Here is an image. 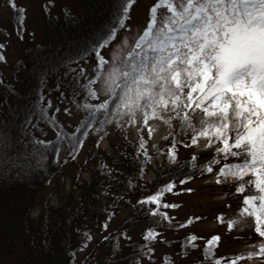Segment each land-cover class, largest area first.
<instances>
[{
    "label": "trees",
    "instance_id": "obj_1",
    "mask_svg": "<svg viewBox=\"0 0 264 264\" xmlns=\"http://www.w3.org/2000/svg\"><path fill=\"white\" fill-rule=\"evenodd\" d=\"M78 1L84 9L80 18L58 23L51 17V41L29 47L25 57L14 65L11 81L0 75V264H88V258L80 260L79 256L98 233L104 235L99 247L106 257L105 264L157 262L155 242L175 247L183 257L194 256L186 264H212L205 259V245L213 235L208 239L195 233L175 240L158 238L162 231L185 229L200 220H178L169 213L172 207L162 205L172 204L170 197L187 192L189 188H182L188 184L216 178L224 164L237 161L220 158L212 172L202 171L214 157L219 158L215 147L222 145L214 143L201 151H195L197 144L186 147L190 136L180 131L176 120L170 123L156 153L152 131L148 134L149 125L134 126L125 120L119 125L109 123L110 117L106 119L103 112L95 118L89 115L83 105L98 103V99H90L83 85L89 78L96 79L97 68L89 72L85 65L99 63L97 51L102 55L127 26L139 0L131 8L124 27L118 23L120 0ZM6 4L13 7L12 0H6ZM18 9L13 7L14 24L21 32L23 19ZM113 30L115 34L110 37ZM101 44L104 46L99 47ZM53 101L66 110L84 114L74 131L58 120L52 111ZM195 115L193 123L199 126V113ZM50 136L55 137L47 140ZM141 140L145 142L143 149L139 147ZM34 141H44L48 147ZM77 142L80 146L74 148ZM173 144L175 163L169 158ZM159 156L162 161L154 169V178L146 183L153 160ZM194 156L196 160L192 159ZM170 182L175 187L163 192L158 203H141ZM221 187L230 196L227 206L237 207L235 215L239 216L242 197L235 192L234 183ZM125 211H129L128 216L113 229L115 219ZM152 211L167 213L170 220L153 216ZM220 217L225 216L221 214L218 220ZM150 229L158 235L155 240L146 241L144 235ZM191 235L199 238L193 242L196 247L185 245ZM215 235L221 240L213 260L219 258L221 264H230L226 257H246L253 251L222 254L218 248L228 239ZM236 239L257 242L249 227ZM172 258L165 256L162 264L173 263ZM247 260L260 258H244L237 264Z\"/></svg>",
    "mask_w": 264,
    "mask_h": 264
},
{
    "label": "snow or ice",
    "instance_id": "obj_2",
    "mask_svg": "<svg viewBox=\"0 0 264 264\" xmlns=\"http://www.w3.org/2000/svg\"><path fill=\"white\" fill-rule=\"evenodd\" d=\"M135 2L120 0L121 27ZM18 13L22 21L24 9ZM114 34L115 30L109 35ZM96 54L97 77L89 78L83 88L90 99H99L94 85L101 80L103 70L107 98L101 103H86L84 109L93 118L103 112L106 119L110 117L109 123L118 125L121 120L134 126H147L153 119L165 123L176 120L180 131L190 136L186 147L197 144L199 138L208 141L205 147L222 145L215 147L219 158L214 157L202 171L212 172L220 158L237 161L224 164L215 182L222 183L221 177L233 182L235 192L242 197L239 216L226 221L229 231L243 223L257 236V243L251 245L253 251L246 257L241 254L224 259L237 264L244 258H260L264 264V0H156L144 30L126 55L116 58L118 63L108 67L110 61L99 51ZM4 59L0 55V60ZM197 112L199 126L193 123ZM151 131L149 128V135ZM34 143L48 147L44 141ZM144 143L140 141L141 149ZM79 146L77 142L74 148ZM174 149L175 144L169 149L173 163ZM174 187L170 182L141 203L156 204L163 192ZM162 207L178 205L165 203ZM150 214L170 220L167 213ZM157 235L150 229L144 239L152 241ZM85 236L91 239L89 234ZM198 239L191 235L185 245L196 247L193 242ZM220 240L219 235H213L206 241L205 259L212 264H221V259L213 260Z\"/></svg>",
    "mask_w": 264,
    "mask_h": 264
},
{
    "label": "rangeland",
    "instance_id": "obj_3",
    "mask_svg": "<svg viewBox=\"0 0 264 264\" xmlns=\"http://www.w3.org/2000/svg\"><path fill=\"white\" fill-rule=\"evenodd\" d=\"M156 0H139L134 6L132 17L122 32L112 41L102 55L106 60L110 61L108 67L118 63L117 57H124L132 48L138 36L144 30L150 7ZM12 3L20 9H24L23 27L20 32L14 24L15 12L11 5L6 4V0H0V55L4 56V60H0V75L7 81H11L13 76V67L22 58L25 57L26 50L35 44H47L53 38V31L49 25V19L52 17L58 23H64L80 18L84 13V9L78 0H12ZM98 67L97 62L86 64L85 68L92 72ZM104 72L100 73L101 80L94 86L98 92V103L103 102L105 96V85L102 82ZM52 111L70 131H74L84 114L80 112L66 110L58 101L52 102ZM148 125L152 130V143L155 146V152L161 147V140L167 134L170 123L163 120H150ZM50 136L47 140L54 139ZM208 141L199 138L195 151L206 150ZM104 147L107 146L105 142ZM185 155H188L185 154ZM162 161V157L153 160V170L146 176L145 182L148 183L154 178V169ZM217 184L214 176L195 180L184 188L192 189L191 192H184L169 198V202L178 205L176 208L169 210L171 216L178 220H187L191 218H200L193 225L178 231H162L158 237L160 240H175L187 236L189 233H195L205 239L215 234H220L228 240L221 243L218 250L222 254H230L242 252L252 249L251 245L255 244L249 240H237L239 234H243L248 226L241 223L236 229L229 231L227 219L238 217L235 215L237 207L230 208L227 206L231 202L230 196L221 185L231 183L224 181ZM129 214L125 211L120 214L114 221L112 228L115 229ZM224 214V220H218V217ZM243 219V218H241ZM103 233H98L95 240L90 244L89 248L83 252L79 259L88 258V264H105V255L99 247V242L103 237ZM257 243V242H256ZM154 257L157 262L144 260L143 264H162L164 257L172 255L171 264H186L194 259L183 257L177 253L175 247L166 246L162 243H154ZM244 264H261L260 260H247Z\"/></svg>",
    "mask_w": 264,
    "mask_h": 264
}]
</instances>
